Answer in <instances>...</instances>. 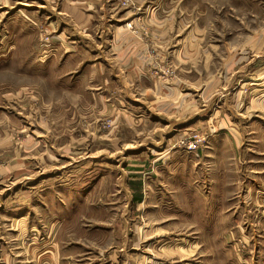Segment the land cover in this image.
<instances>
[{
    "label": "rangeland",
    "instance_id": "rangeland-1",
    "mask_svg": "<svg viewBox=\"0 0 264 264\" xmlns=\"http://www.w3.org/2000/svg\"><path fill=\"white\" fill-rule=\"evenodd\" d=\"M256 111L264 0H0V264H264Z\"/></svg>",
    "mask_w": 264,
    "mask_h": 264
},
{
    "label": "crops",
    "instance_id": "crops-1",
    "mask_svg": "<svg viewBox=\"0 0 264 264\" xmlns=\"http://www.w3.org/2000/svg\"><path fill=\"white\" fill-rule=\"evenodd\" d=\"M23 67H25V66H23ZM22 71H24V72H29V70H28V68H20ZM39 70V69H38ZM261 83L262 82H254V79L251 77V80L249 81V84L250 85H252V84H257L258 86L257 87H260L261 86ZM257 87H251L250 89L251 90H253V88H257ZM257 112V111H256ZM264 113L263 112H261V111H259V112H257L256 113V115H255V117L257 118L258 116L257 115H259L260 117H262V115H263ZM187 121H189V119L187 118L186 120H182L181 122H180V124H184V123H186ZM257 121V120H256ZM190 122V121H189ZM189 122H187V123H189ZM256 124H257V126H256V128H259L260 129V127L262 128V126L264 125V123L262 122V121H257L256 122ZM182 126V125H181ZM223 127V126H222ZM226 132H228V130H225L222 134H224V133H226ZM221 133V132H220ZM219 133V134H220ZM218 134V135H219ZM217 137V138H216ZM216 137H214L211 141H210V144L212 143V145H213V147H214V149H213V154H210V158H211V161L213 162V164L215 163V161L217 160V161H222V160H224V159H226V158H228L227 156H231V155H228V154H222V155H218V153H219V151H220V147H219V145L217 144V139H218V136H216ZM227 139V142H228V139H229V141H230V138H226ZM225 139L224 138H220L219 140H218V142H221V141H224ZM172 156V155H171ZM171 156H169V158L171 157ZM211 170H213V167L211 168ZM128 172H131V171H128ZM225 172V171H224ZM135 173H137L138 175H135L136 177H132L133 178V180L132 181H128L127 182V184H129V185H126L125 187H127V189L124 187V190L126 189L128 192H126V193H130V199H131V202H132V207H133V209L134 210H138V209H143V208H145L144 207V205H145V199H144V194H145V192H146V187H144V188H142V186H141V181H143V179H141V177H140V174H142V168H138L136 171H135ZM214 173H215V175L213 176L214 178H219V177H221V176H217V172H216V170L214 169ZM131 174V173H130ZM222 175H224V173L222 174ZM136 179V180H135ZM160 183H163V184H165L166 182L165 181H160ZM222 188H224V185L222 186ZM157 191H160V189H162V187H157ZM213 190H215V189H213ZM150 192V191H149ZM155 199H156V197H155ZM150 201V200H149ZM140 210V211H141ZM54 252H56L55 251V249L53 250ZM57 254H58V252L56 253V256H57ZM113 254V255H112ZM118 254H121L120 253V251H118ZM63 256V255H62ZM120 256V255H119ZM115 259H116V253L115 252H110V253H108V257H107V264H117L116 262H115ZM53 263L54 264H58L59 263V257L58 258H55V259H53ZM92 264H95L94 263V261H92Z\"/></svg>",
    "mask_w": 264,
    "mask_h": 264
}]
</instances>
